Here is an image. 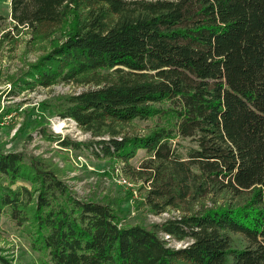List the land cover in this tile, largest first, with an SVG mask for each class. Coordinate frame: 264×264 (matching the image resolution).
<instances>
[{
  "label": "trees",
  "instance_id": "trees-1",
  "mask_svg": "<svg viewBox=\"0 0 264 264\" xmlns=\"http://www.w3.org/2000/svg\"><path fill=\"white\" fill-rule=\"evenodd\" d=\"M11 17L49 39L14 87L93 86L43 103L89 140L43 135L125 164L145 150L146 204L185 211L126 222L52 160L0 148V215L41 264H264V0H12Z\"/></svg>",
  "mask_w": 264,
  "mask_h": 264
},
{
  "label": "rangeland",
  "instance_id": "rangeland-1",
  "mask_svg": "<svg viewBox=\"0 0 264 264\" xmlns=\"http://www.w3.org/2000/svg\"><path fill=\"white\" fill-rule=\"evenodd\" d=\"M11 1L0 0V148L52 160L77 196L111 202L126 222L149 227L182 215L185 211L181 208L169 207L157 213L146 204L151 181L139 174L147 169L143 167L147 159L145 150L140 149L125 164L123 160L97 156L91 149L61 146L43 135L53 132L75 141L89 140V133L68 118L60 117L50 103H43L93 86L60 82L31 91L13 86V80L44 53L49 39H34L30 28L16 25L11 17ZM5 110L9 113L4 114ZM59 124L63 126L59 128ZM146 126V122L140 123L137 131ZM31 233L30 227L16 225L7 212L1 214L0 264H41V255L32 246ZM187 242L173 239L169 244L177 247Z\"/></svg>",
  "mask_w": 264,
  "mask_h": 264
},
{
  "label": "built area",
  "instance_id": "built-area-1",
  "mask_svg": "<svg viewBox=\"0 0 264 264\" xmlns=\"http://www.w3.org/2000/svg\"><path fill=\"white\" fill-rule=\"evenodd\" d=\"M69 120H71L72 122H74L75 124H77L76 123V121L75 120H73L72 118H68ZM124 180V182L125 183H127L126 182V179H122V181ZM164 214H166V213H164ZM181 216V215H180ZM173 217H179V216H172V218ZM171 218V217H170ZM163 235H165L164 237L167 239V240H169L170 242L173 240V238L171 239V235L170 234H167V233H164ZM178 241V240H177ZM189 243L187 242L185 245H183V244H178L177 245V247H184V246H186V245H188ZM176 247V246H175Z\"/></svg>",
  "mask_w": 264,
  "mask_h": 264
},
{
  "label": "bare ground",
  "instance_id": "bare-ground-1",
  "mask_svg": "<svg viewBox=\"0 0 264 264\" xmlns=\"http://www.w3.org/2000/svg\"><path fill=\"white\" fill-rule=\"evenodd\" d=\"M59 128L61 127V126H63L62 124H59V125H57Z\"/></svg>",
  "mask_w": 264,
  "mask_h": 264
}]
</instances>
